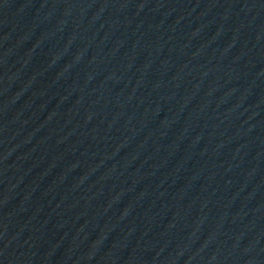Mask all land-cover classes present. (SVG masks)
<instances>
[{"label":"water","instance_id":"water-1","mask_svg":"<svg viewBox=\"0 0 264 264\" xmlns=\"http://www.w3.org/2000/svg\"><path fill=\"white\" fill-rule=\"evenodd\" d=\"M0 264H264V0H0Z\"/></svg>","mask_w":264,"mask_h":264}]
</instances>
